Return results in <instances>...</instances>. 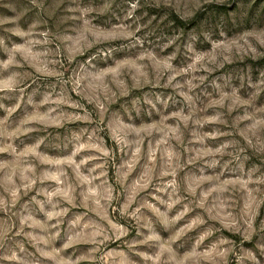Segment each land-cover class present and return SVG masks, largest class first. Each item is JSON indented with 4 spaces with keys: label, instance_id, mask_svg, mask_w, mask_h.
<instances>
[{
    "label": "rangeland",
    "instance_id": "374dc122",
    "mask_svg": "<svg viewBox=\"0 0 264 264\" xmlns=\"http://www.w3.org/2000/svg\"><path fill=\"white\" fill-rule=\"evenodd\" d=\"M0 264H264V0H0Z\"/></svg>",
    "mask_w": 264,
    "mask_h": 264
},
{
    "label": "trees",
    "instance_id": "16d2710c",
    "mask_svg": "<svg viewBox=\"0 0 264 264\" xmlns=\"http://www.w3.org/2000/svg\"><path fill=\"white\" fill-rule=\"evenodd\" d=\"M173 18H174V21L177 22V24H179V26H181V27H186L187 26L184 21H181L176 16H174Z\"/></svg>",
    "mask_w": 264,
    "mask_h": 264
}]
</instances>
